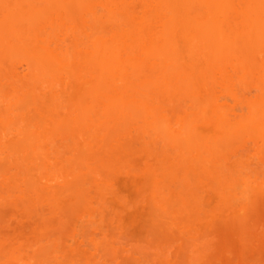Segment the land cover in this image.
Segmentation results:
<instances>
[{"label": "rangeland", "instance_id": "obj_1", "mask_svg": "<svg viewBox=\"0 0 264 264\" xmlns=\"http://www.w3.org/2000/svg\"><path fill=\"white\" fill-rule=\"evenodd\" d=\"M0 264H264V0H0Z\"/></svg>", "mask_w": 264, "mask_h": 264}]
</instances>
